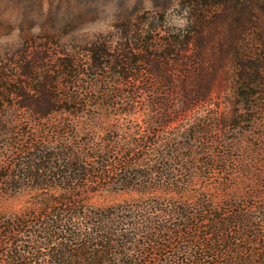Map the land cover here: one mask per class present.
Instances as JSON below:
<instances>
[{"label":"trees","instance_id":"16d2710c","mask_svg":"<svg viewBox=\"0 0 264 264\" xmlns=\"http://www.w3.org/2000/svg\"><path fill=\"white\" fill-rule=\"evenodd\" d=\"M186 1L180 26L143 14L57 70L17 61L14 84L0 54V264H264V0ZM227 78L231 117L199 116ZM144 93L157 116L127 131ZM26 184L32 203L5 208Z\"/></svg>","mask_w":264,"mask_h":264},{"label":"rangeland","instance_id":"374dc122","mask_svg":"<svg viewBox=\"0 0 264 264\" xmlns=\"http://www.w3.org/2000/svg\"><path fill=\"white\" fill-rule=\"evenodd\" d=\"M146 13L149 16H156L162 28L171 24L180 26L189 15V7L186 0H0V54L4 59L15 57L14 60H9L10 69L6 74L12 78L11 84L20 80L21 74L20 70L16 69V62L24 58L32 59L33 65L39 68L38 72H44L48 68L57 70L66 46L78 48L80 45L77 40L99 33L109 35L114 33L116 40L121 41L124 36L122 28L127 26L135 30L139 25V19ZM217 25L219 30H223L227 27V21H219ZM220 38L218 35V43L221 41ZM48 49L51 51L50 57L42 58ZM36 57L37 62L34 60ZM34 77L36 79L27 81L30 82L28 87H33L38 81V76ZM143 81V77H140L136 83L139 85ZM231 94L229 78L223 81L216 80L211 101L196 108L199 116H206L213 121L222 120L224 116L231 117ZM178 107L180 108L177 109H181V106ZM154 116H157V112L151 109L148 95L144 93L133 113L120 114L119 118L127 131L134 127V130L143 134L146 133L148 122ZM187 123L183 116H179L174 126L184 129L187 128ZM24 128H27L25 123L16 131L20 129L21 132ZM98 131L102 144V136H106V133H102V126ZM231 134L227 131L228 136ZM80 137L83 140L88 138L84 133H81ZM6 138L8 137L3 133L0 134L1 160L4 157L3 152H6L4 149ZM31 184L24 185L20 193L5 196L2 202L4 207L17 211L26 209L33 201ZM97 199L111 201L119 199V196L104 191Z\"/></svg>","mask_w":264,"mask_h":264}]
</instances>
